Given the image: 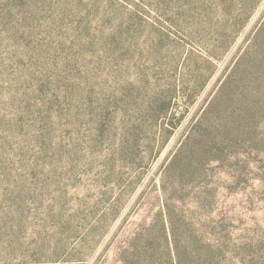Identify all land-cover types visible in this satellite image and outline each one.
<instances>
[{
	"label": "rangeland",
	"instance_id": "obj_1",
	"mask_svg": "<svg viewBox=\"0 0 264 264\" xmlns=\"http://www.w3.org/2000/svg\"><path fill=\"white\" fill-rule=\"evenodd\" d=\"M11 4L0 0V52L25 50L13 30L32 29L59 98L60 193L79 230L63 262L121 264L135 233L167 219L172 239L229 234L245 253L238 264H264V0L205 84L211 58L181 34L165 59L145 49L150 30L127 53L122 0H25L29 23ZM182 82L189 95L158 117L156 90ZM12 138L0 137V174L24 170L27 145ZM110 206L114 219L102 216Z\"/></svg>",
	"mask_w": 264,
	"mask_h": 264
},
{
	"label": "trees",
	"instance_id": "obj_2",
	"mask_svg": "<svg viewBox=\"0 0 264 264\" xmlns=\"http://www.w3.org/2000/svg\"><path fill=\"white\" fill-rule=\"evenodd\" d=\"M24 1L12 0L8 15L15 17L18 10L29 23ZM259 1L122 0L128 11L120 19V34L131 39L135 49L127 53L133 58L139 51V40L148 30L151 34L145 37L143 45L161 59L168 57L164 53L167 47L180 48L178 41H171V34H181L189 42L199 44L204 55L211 58L212 70L206 73L205 84L249 22ZM33 32L31 29L25 34L14 29L13 37L26 38L27 48L15 50L11 58L0 52V90L5 92H0V98L5 99L4 110L0 109V125L5 129L0 137H13L19 140L18 144L27 145L24 170L0 174V182L6 186L0 200V222L5 224L0 226V264H69L62 259H74L68 252V238L79 233L75 226L78 218L63 207L56 140L59 98L44 48L36 42ZM209 47L215 52H210ZM192 58V54L186 56L181 73ZM185 84L162 92L156 90L154 102L160 107L152 109L158 117L168 116L176 101L189 95V86L186 88ZM102 216L114 219V206ZM169 232L167 219L143 227L123 250L121 264L244 263L245 253L235 246L229 234L212 239L198 235L172 239Z\"/></svg>",
	"mask_w": 264,
	"mask_h": 264
}]
</instances>
